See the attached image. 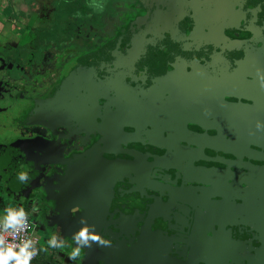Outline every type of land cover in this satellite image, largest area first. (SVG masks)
Here are the masks:
<instances>
[{
  "label": "flooded vegetation",
  "instance_id": "flooded-vegetation-1",
  "mask_svg": "<svg viewBox=\"0 0 264 264\" xmlns=\"http://www.w3.org/2000/svg\"><path fill=\"white\" fill-rule=\"evenodd\" d=\"M52 1H0V204L24 208L38 247L66 243L38 258L264 264V0H199L130 80L106 48L141 2ZM83 227L110 246L72 261Z\"/></svg>",
  "mask_w": 264,
  "mask_h": 264
},
{
  "label": "water",
  "instance_id": "water-1",
  "mask_svg": "<svg viewBox=\"0 0 264 264\" xmlns=\"http://www.w3.org/2000/svg\"><path fill=\"white\" fill-rule=\"evenodd\" d=\"M210 1L214 7L213 9L221 11L220 9L227 7V2L231 1L233 2L231 4L232 8L235 7V9L241 10L244 0ZM140 2L145 8L146 14L117 41H113L106 48L108 51H115L113 57L116 58L113 65L122 66V72L128 76L127 80H130L129 75L134 66L141 67L147 59L161 57L165 42L168 41L164 40L167 38L166 34L183 32L179 27L181 24L187 25L190 22L188 20L190 18L188 17L189 11L194 12L204 9L201 8L204 4H201L199 0H141ZM237 12L238 14L231 16V21L233 23L239 22L241 23L240 27H244L243 15L241 11ZM194 16L196 15L194 14ZM122 80L125 81L123 78ZM132 89L133 92L131 93ZM132 89L123 86L125 96L130 98L134 93V88ZM126 104L128 105L129 101H126ZM123 105L125 106L124 103Z\"/></svg>",
  "mask_w": 264,
  "mask_h": 264
},
{
  "label": "clouds",
  "instance_id": "clouds-1",
  "mask_svg": "<svg viewBox=\"0 0 264 264\" xmlns=\"http://www.w3.org/2000/svg\"><path fill=\"white\" fill-rule=\"evenodd\" d=\"M261 83L264 84V76L261 77ZM256 130L264 131V120L256 122ZM18 179L21 182H28L29 172L22 170L18 173ZM86 221L82 220L81 223ZM28 225V213L22 207H8L0 215V264H31L34 257L40 252L47 253L49 248L65 249L66 243L62 237L52 234L46 242V246L38 247V242L32 238L18 239L19 234L25 231ZM94 227H83L73 235L75 246L68 253V258L72 261H78L82 258V251L85 248H91L93 243L97 246H110L108 240L100 235H94ZM11 233L12 241L4 234Z\"/></svg>",
  "mask_w": 264,
  "mask_h": 264
},
{
  "label": "built area",
  "instance_id": "built-area-1",
  "mask_svg": "<svg viewBox=\"0 0 264 264\" xmlns=\"http://www.w3.org/2000/svg\"><path fill=\"white\" fill-rule=\"evenodd\" d=\"M4 235H6L8 237V239H9L10 242L12 241L13 237H12V234L11 233H6ZM24 238H32V239L35 240L34 236L32 235L31 229H30V223H29V221H28V225H27L25 231L21 232L19 234V237H18V239H24ZM37 257L38 256L34 257L33 260L31 261V263H33L37 259ZM51 264H57V263L56 262H53Z\"/></svg>",
  "mask_w": 264,
  "mask_h": 264
},
{
  "label": "trees",
  "instance_id": "trees-1",
  "mask_svg": "<svg viewBox=\"0 0 264 264\" xmlns=\"http://www.w3.org/2000/svg\"><path fill=\"white\" fill-rule=\"evenodd\" d=\"M139 2L141 1V0H138ZM142 17L141 16H139V18H138V20L139 19H141ZM53 262H55L54 260H52V259H49V258H38L37 257V259L33 262V263H31V264H51V263H53Z\"/></svg>",
  "mask_w": 264,
  "mask_h": 264
},
{
  "label": "rangeland",
  "instance_id": "rangeland-1",
  "mask_svg": "<svg viewBox=\"0 0 264 264\" xmlns=\"http://www.w3.org/2000/svg\"><path fill=\"white\" fill-rule=\"evenodd\" d=\"M67 0H53V4L54 5H61L60 3H63ZM73 1H76V0H73ZM44 19V18H43ZM7 207H5L4 205L0 204V215H2L4 213V210L6 209Z\"/></svg>",
  "mask_w": 264,
  "mask_h": 264
},
{
  "label": "crops",
  "instance_id": "crops-1",
  "mask_svg": "<svg viewBox=\"0 0 264 264\" xmlns=\"http://www.w3.org/2000/svg\"><path fill=\"white\" fill-rule=\"evenodd\" d=\"M0 1H2V0H0Z\"/></svg>",
  "mask_w": 264,
  "mask_h": 264
}]
</instances>
